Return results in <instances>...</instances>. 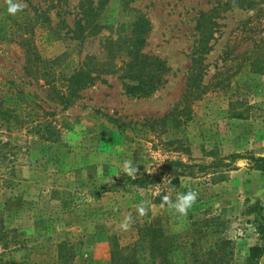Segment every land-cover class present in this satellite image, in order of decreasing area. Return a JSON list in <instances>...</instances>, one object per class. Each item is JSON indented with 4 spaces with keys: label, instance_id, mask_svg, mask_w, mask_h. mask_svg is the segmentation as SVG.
Returning <instances> with one entry per match:
<instances>
[{
    "label": "rangeland",
    "instance_id": "obj_1",
    "mask_svg": "<svg viewBox=\"0 0 264 264\" xmlns=\"http://www.w3.org/2000/svg\"><path fill=\"white\" fill-rule=\"evenodd\" d=\"M224 1L17 0L25 7L13 16L0 0V110L54 109L43 117L61 125L57 139L44 140L29 129L34 122L0 114V264H109L113 240L125 246L150 222L168 233L201 227L194 246L172 252L175 264H202L216 238L228 241L230 264L264 246L251 210L264 205V163L249 158L264 156V0ZM212 6L196 79L204 90L160 120L184 106L196 16ZM127 46L151 56L137 57L140 71L126 70L134 60ZM153 56L160 83L129 91L126 84L155 77ZM41 67L66 76L80 67L92 79L63 106L35 77ZM65 79H57L63 92ZM231 153L246 156L223 164ZM125 160L136 174L158 173L168 160L188 166L136 186L119 181ZM190 189L199 195L186 216L160 206L164 195L175 201Z\"/></svg>",
    "mask_w": 264,
    "mask_h": 264
},
{
    "label": "trees",
    "instance_id": "obj_2",
    "mask_svg": "<svg viewBox=\"0 0 264 264\" xmlns=\"http://www.w3.org/2000/svg\"><path fill=\"white\" fill-rule=\"evenodd\" d=\"M254 3V0H235V5L233 0H225L221 3L224 6H243V5H251ZM218 6V5H217ZM216 6H212L208 10H200L198 11V15L196 16V21L194 25V30L198 31V38L196 47L191 52V63L188 68V75L186 77V87L184 93L182 95V102L184 106L180 109L175 107L169 112L165 113L160 120H164L167 116L175 114L177 112H181L185 108V104L195 98L200 96V93L204 90L200 89L199 85L196 82L199 73V63H200V52L206 51L207 49V41L212 34V24L213 19L212 16L215 13ZM126 54L128 57H133L134 60L128 63V71H140L139 64L141 62L138 60V56L151 57L150 55H146L145 53H138V49L132 47H126ZM196 54V55H195ZM155 60H151L149 62V70L152 71V74H155V77L151 80H141L137 81L136 84H126V88L131 91L133 89H140L142 92L144 91H152L155 89L157 84L160 83V79L158 78V72L156 70H160V60L156 61L157 57L153 56ZM156 62V63H155ZM45 68V67H44ZM39 71L36 74V78H43L44 83L47 85L49 90L50 98L57 102V104L61 103L63 106L72 102V100L78 96V92L81 88L84 87L87 80L92 79V76L85 72L83 69L79 67L78 70L72 71L69 75H65L64 71H55L51 69L50 71H46V69L38 68ZM36 72V71H35ZM157 75V76H156ZM61 79L66 78L65 88L66 90L60 91L57 88V82ZM146 86V88L144 87ZM22 95L26 96V94ZM37 104V103H36ZM29 105V103H28ZM37 106H40L37 104ZM0 114L2 118L5 119L8 123H21L26 122L27 120L34 122L29 126L30 130H33L38 134L40 138L44 140L48 139H57L60 135L61 125H57L56 119L54 117L50 120L43 117L46 114L51 116L55 115L53 110H43V114L40 115L32 109L24 110L21 109L17 111L10 106H6L4 109L0 110ZM53 121V123H52ZM243 153H231L229 155L230 161L227 163H223L225 165L229 164L233 159L239 157H245ZM250 159L255 161H260L264 163V156L253 157V155L249 156ZM221 163V161H219ZM217 164V161L214 162ZM178 166H188L187 163H184L180 160H168L162 167L161 171L158 173H149L142 172L136 174L135 178L128 176L127 174H122L119 177V181L123 183H128L130 185L136 186H147L156 184L161 176L164 173L170 174L173 172H178ZM173 167H176L173 169ZM199 169H203L204 166L199 165ZM251 210L254 211L255 216L254 220L257 223V231L260 238H264V205H255L251 207ZM194 222V221H193ZM192 222V223H193ZM195 223V222H194ZM193 223V224H194ZM201 227L195 226L194 229H186L180 233H168L165 230L153 223H143L137 227V237L131 243L123 246L117 242V239H114L111 243L110 247V262L109 264H175L173 259L171 258L172 252L186 246V243L194 246V237L193 234L195 231L200 230ZM207 231H204L206 234ZM192 236V237H191ZM190 238V240H189ZM228 241L222 238H216L215 241L210 244L212 247H206V259L202 260V264H230L231 262L227 259V254L224 253L226 250V243ZM218 247V248H216ZM221 251H223L221 253ZM192 253L195 251L192 250ZM262 252H264V246L260 243H255L248 248V253L245 255V259L242 264H257L258 258L261 256ZM233 264H239L237 262Z\"/></svg>",
    "mask_w": 264,
    "mask_h": 264
},
{
    "label": "clouds",
    "instance_id": "obj_3",
    "mask_svg": "<svg viewBox=\"0 0 264 264\" xmlns=\"http://www.w3.org/2000/svg\"><path fill=\"white\" fill-rule=\"evenodd\" d=\"M233 3L235 5V0H233ZM6 4L7 12L13 16H15L18 12L23 11L25 7L23 3L17 2V0H6ZM122 171L128 176L135 178L137 167L133 164L132 160H125L123 163ZM198 195V192L192 189L188 190L185 193H178L175 201H172L170 196L164 195L161 199L160 206L162 208L167 207L169 210H172L174 215L186 216L188 210L196 203ZM138 210L140 214H146V209L143 205L138 206ZM131 223V216H126L121 223V228L123 230H128L131 227Z\"/></svg>",
    "mask_w": 264,
    "mask_h": 264
}]
</instances>
